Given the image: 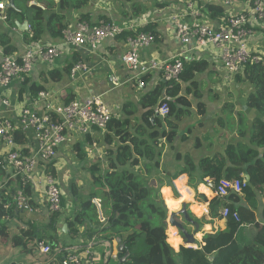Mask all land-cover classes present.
I'll return each mask as SVG.
<instances>
[{"label": "crops", "instance_id": "crops-1", "mask_svg": "<svg viewBox=\"0 0 264 264\" xmlns=\"http://www.w3.org/2000/svg\"><path fill=\"white\" fill-rule=\"evenodd\" d=\"M55 1L58 2V0ZM0 3H3L5 7L8 4L7 0H0ZM136 3L140 5V8H133ZM29 5L38 6L43 10L47 7L45 0H31ZM234 11L238 13L240 8L237 7ZM6 13V8L5 11L0 10V35L7 34L11 37L13 45L18 49L13 56L19 58L33 44H28L24 38V34L30 29H23L22 26L24 23L30 25L27 21L18 22L17 29L11 30L2 19ZM81 15L89 17L90 25H98L104 21V18L112 23L133 26L137 31L147 25H155L158 38L156 41L154 39L148 48L141 51L140 55L143 60L152 59L166 62L183 55L185 58H190L191 62L205 60L212 65L208 71L196 76L197 91L201 94L200 100L196 98L195 89L190 83L182 84V95L187 96L192 103L191 115L179 123L178 136L172 146L167 144L164 139L160 140L165 143V150L161 162V174L159 171L157 173L161 175V178L163 176L162 180L165 179V183H168L169 176H174L184 166V161H179L178 156H190L194 164L198 166L203 159L232 156L240 143L252 147L249 140L253 122L257 118L262 119L257 111L249 109L247 106L248 97L255 87L247 81L238 84L235 82V77L231 78L221 71L218 68L219 58L216 52L196 50L194 44L184 46L177 40L171 22L172 16H184L186 21L193 20L192 17H185V9L180 0H135V3H128L126 0H90L89 5L83 10L69 12L68 23L66 22L68 24L67 29H76L80 23ZM211 18L215 23L216 20L214 19L219 17L211 16ZM203 20L205 21V19ZM38 45L43 48H60L62 53L60 59L52 64L39 61L27 77L28 84L25 86L21 85L22 81L14 80L8 89L5 90L0 87V119L12 121L17 127H21L19 118L22 109L27 108L40 115L45 113L46 101H39L38 96L34 98L32 95L31 88L35 84L44 89L42 92L49 94V102L53 106L69 104L74 100L83 101L92 97H99L112 110L115 118L124 120L123 107L126 103L131 102L137 105L146 92L155 89L160 81H164L161 74L153 73L148 75L150 77L149 82L145 83L143 80L144 87L138 85L136 76L122 63V57L129 46L127 39L123 37L107 39L97 51L91 52L87 48L67 46L63 37L55 39L46 31ZM2 59L3 51L0 47V63ZM78 62L86 63L90 71L72 77L71 72L69 73L67 69ZM50 72H57L62 76V79L58 81L52 79L49 75ZM189 87L192 88L190 93L187 92ZM22 88L24 94L20 97ZM5 92H7V97L4 95ZM67 100L70 102L67 103ZM200 111L204 112L200 113ZM141 114L142 111L140 110L138 117ZM240 115H243L244 120H241ZM244 126H246L247 136L240 138L238 130ZM25 133L28 137V143L21 149L26 150L27 154L33 155L38 150L35 133L32 128H28ZM106 134L107 131L94 130L89 135H74L71 137V141L58 151L57 159L53 162V168L61 185L62 201H65V208L61 212L62 217L56 224V230L52 232L49 229L52 214L49 211L46 197L34 194L31 205L20 210L17 218L14 217L1 222V224L8 226L10 235L4 241H0V247L6 246V243L9 242L7 252L11 255L14 254L13 249L19 246H14L11 239L20 235L22 229L25 230L33 226L39 235L45 236L49 240L53 237L65 244L72 243L71 249L79 251L85 264H105L103 258L111 250L113 252L117 250V240L110 244L105 239L95 236L92 240L80 239L77 242H71L66 237L69 233L66 219L79 211L77 196L85 197L87 195L80 193L81 183L79 181L84 170L90 178L91 166L101 163L103 170L107 167L108 151L111 147L106 143ZM7 151L6 145L0 141V157H3ZM259 152L262 153L263 150H259ZM80 153L84 154V161L78 158ZM8 173L11 174L10 170ZM183 176L189 188L193 190L190 191V194L184 191L179 193L175 190L174 195L172 188H166L171 190L174 198L178 199L177 202H173L167 196L169 208L177 209L179 204L182 205L180 212L176 214L168 212V219L172 223V225L170 223L168 232L170 235L169 242L175 248L178 247L180 240L173 238L172 234L176 231L174 228L178 230L184 243L199 246L203 236L213 235L225 229L226 221L221 217V213L224 207L231 204L230 196L225 200H218L212 192L200 193L198 190L201 183L199 170L196 172L194 182H191L188 174H183ZM246 177L248 178V176ZM10 180L14 181L11 177L6 181L9 182ZM240 201L242 206L254 211L258 222L262 220L263 199L258 196L255 200L256 203L255 201L252 203L250 193L245 191L240 195ZM216 202H221V207L216 210V216H212L211 207ZM94 203L102 211L101 201L98 199ZM254 204H256V208ZM198 207H207L209 215L203 216L201 212L195 211ZM213 211L215 212V210ZM185 213L186 215L183 217ZM192 216L203 220L204 225L198 226L193 218L191 219ZM105 219V214L102 211L100 221L104 223ZM243 227L251 230L253 225L245 224ZM197 234H200L199 238L196 237ZM34 241H37V238ZM87 251H90V256H87ZM175 251L179 252L177 249ZM21 254L26 257L23 261L26 263L29 256L24 254V249H22ZM114 262L117 263V261ZM32 264H38V262Z\"/></svg>", "mask_w": 264, "mask_h": 264}, {"label": "trees", "instance_id": "trees-1", "mask_svg": "<svg viewBox=\"0 0 264 264\" xmlns=\"http://www.w3.org/2000/svg\"><path fill=\"white\" fill-rule=\"evenodd\" d=\"M126 1L135 3V0ZM30 2L31 0H18L15 9H7L5 20L11 30L17 29L18 22H29L30 31L24 34L28 44L39 43L46 31L55 39L62 38L68 28L66 22L69 12L83 10L89 5L90 0H58L57 3L55 0H45L47 5L45 10L35 5L30 6ZM133 8H140V5L136 3ZM207 8L214 18L223 15L220 6L209 5ZM103 20L105 23L109 22L105 18ZM79 21L89 23L90 19L87 15H81ZM137 32L152 35L155 41L158 38L155 25H147ZM135 35L127 32L120 37L127 39ZM0 47L3 57L13 56L18 51L7 34L0 35ZM211 66L205 60L186 63L178 81H160L155 89L141 97L137 105L131 102L124 105V120L118 118L111 120L105 135L106 143L111 147L108 151L107 167L103 170L101 163L90 167V180L94 187L87 196H77L79 211L66 219L69 226L66 237L71 242L80 239L92 240L95 236L105 239L110 244L115 240H122L130 256L125 263L119 260L117 264H264V209L262 220L258 222L254 211L242 206L240 196L236 194L230 196L231 204L228 207L231 211L238 212L241 223L233 218L226 219L225 229L213 235H205L199 249L182 247L176 252L167 243L168 211L162 199L161 189L165 184L171 186L173 181L183 174H188L191 182H194L198 170L201 182L206 177L244 179L249 184L245 191L250 193L252 203L258 196L264 200V59L259 64L247 65L243 73L235 77L236 83L247 81L255 87L248 97L247 106L257 111L262 119L257 118L253 122L249 140L252 147L240 143L232 156L203 159L198 166L190 156H178L179 161H184V166L174 176H169L168 183L162 180L163 176L161 178L160 169L165 143L160 140L164 139L172 146L178 136L179 123L191 115L192 103L187 96L182 95V84L190 83L195 89L196 98L200 100L196 76L205 73ZM72 67L67 69L69 73ZM49 75L57 81L62 79L57 72H50ZM143 80L147 83L150 77H144ZM27 84L26 78L21 85ZM43 90L41 86L33 85L31 88L33 97L36 98ZM191 90L189 87L187 92L190 93ZM23 94L22 88L20 97ZM164 96H170L175 101L169 104L168 116L161 117L156 113V109L161 106ZM69 102L67 100V103ZM140 110L142 114L138 117ZM240 117L244 120L243 115ZM238 135L240 138L247 136L246 126L238 130ZM13 138L20 147L28 143V137L21 129L15 130ZM259 150L263 152L260 153ZM22 151L29 155L26 150ZM79 155L78 158L84 161V154ZM158 171L159 187L156 189L151 187L149 180L153 174H158ZM47 172L57 176L52 164L48 166ZM9 177L4 158L0 157V241H4L10 235L8 226L1 224L3 218H17L20 212L15 202L18 191L22 190L24 196L28 198L30 202L28 207L34 195L30 187H23L18 180L7 182ZM98 199L105 214L104 223L100 221L99 209L94 203ZM254 206L256 208V204ZM220 207L221 202L213 204L211 215L216 216V210ZM63 208L65 201H62V210ZM61 217V212L51 215L50 231L56 230V224ZM192 218L198 226L205 223L201 219L193 216ZM245 224L253 225L252 229L244 228ZM21 232L11 240L14 246L23 247L24 254L29 256L28 261L22 264L34 262L51 264L55 256L68 257L69 249L73 247L72 243L65 244L59 239L51 237L49 240L39 235L33 226L22 229ZM36 238L37 241H34ZM39 242L52 247L50 256H40L37 250ZM110 262L111 260L108 264Z\"/></svg>", "mask_w": 264, "mask_h": 264}, {"label": "built area", "instance_id": "built-area-1", "mask_svg": "<svg viewBox=\"0 0 264 264\" xmlns=\"http://www.w3.org/2000/svg\"><path fill=\"white\" fill-rule=\"evenodd\" d=\"M180 2L185 9V17L193 18L192 21H186L184 16L178 15L171 18L176 38L182 45L194 44L196 50L216 52L219 58L218 68L231 78L243 73L247 65L259 64L263 61L264 0H180ZM209 5H217L224 9L223 15L214 19L216 20L215 23L211 20V13L207 8ZM237 7L240 8V11L235 13L234 9ZM5 8V5L0 3V10L5 11ZM2 19L5 21L6 15H3ZM28 28L30 29V26ZM127 32L136 35L127 38L129 46L122 57V63L136 76L140 87L145 85L143 78L153 73L161 74L165 82L179 80L184 65L190 63L191 59L179 55L166 62L152 59L143 60L140 53L154 42V37L138 33L133 26L112 22L105 23L104 21L92 26L87 22H80L76 29L70 28L64 31L63 41L67 46L87 48L91 52H95L105 40L116 39ZM61 55L60 48H43L38 43H33L19 58L15 56L3 57L0 63V87L6 90L16 79L24 82L39 61L52 64L60 59ZM89 71V66L86 63L78 62L73 65L71 76L76 77ZM6 93L4 95L7 97ZM38 99L39 101H46L45 113L40 115L27 108L22 109L19 118L21 127H17L12 121L0 119V141L8 148L3 158L7 169L10 170L11 179L20 181L23 187H30L33 194L45 196L49 211L54 214L62 212L63 194L58 178L48 174V166L53 165L57 159L58 151L71 141L72 136L89 135L94 130L107 131L108 124L115 118V115L99 97H92L83 101L74 100L62 106H53L49 102L48 93H39ZM174 101V98L164 96L161 106L156 109L158 116H168L169 104ZM28 128L33 129L38 145V150L33 155L23 153L13 138L16 129H21L25 133ZM173 182L171 186H164L165 188L161 189V194L167 211L176 214L181 211L182 205L179 204L177 209L169 208L167 196L173 202H177L178 199L174 198L171 190L166 188H172L174 195L176 191L179 193L184 191L190 194L192 189L187 185L183 175ZM248 185L244 179L228 180L226 178L206 177L199 184L198 190L201 194L212 192L216 199L225 200L232 194L240 196L245 192ZM15 202L18 210H23L28 206V198L24 196L22 190L18 191ZM195 211L201 212L203 216L209 215L207 207H198ZM221 217L224 220L233 218L236 222L241 223L238 212L231 211L228 206L224 207ZM7 219L4 217L3 221ZM167 223L169 226L167 243L175 250L176 248L169 242L170 235L168 232L171 221L168 218ZM174 229L176 231L172 234L173 238L180 240L177 250L182 247L199 249L204 236L199 246L186 244L178 230ZM199 235L197 234L196 237L199 238ZM37 250L42 256L52 254V247L44 242L37 243ZM69 251L68 257L59 258L55 256L51 264H85L78 250L69 249ZM87 253V256H90V251ZM111 259L117 262L120 260L117 250L115 252L111 250L103 258L105 264Z\"/></svg>", "mask_w": 264, "mask_h": 264}, {"label": "rangeland", "instance_id": "rangeland-1", "mask_svg": "<svg viewBox=\"0 0 264 264\" xmlns=\"http://www.w3.org/2000/svg\"><path fill=\"white\" fill-rule=\"evenodd\" d=\"M240 84V83H238ZM159 177V174H153L150 178V185L151 187L158 188L159 183L157 182ZM80 179V178H79ZM154 181V182H153ZM166 182V180H163ZM80 184V193H86L87 195L91 192V190L94 187V184L91 182L88 173L84 170V172L81 174V179L79 181ZM61 186V185H60ZM85 194V195H86ZM86 195V196H87ZM186 213L183 215L185 217ZM192 219V217H191ZM196 223V221H194ZM10 245L9 242L6 243V246L0 247V264H21L25 260V256L21 254L23 247L14 248V254L11 255V253L7 252V247ZM12 247V246H11ZM42 257V256H41ZM109 264H117L113 260Z\"/></svg>", "mask_w": 264, "mask_h": 264}, {"label": "water", "instance_id": "water-1", "mask_svg": "<svg viewBox=\"0 0 264 264\" xmlns=\"http://www.w3.org/2000/svg\"><path fill=\"white\" fill-rule=\"evenodd\" d=\"M16 1H18V0H7L8 4L6 6V9H15L16 8V6H15ZM22 26H23V29H27L28 23H24V25H22ZM247 180H248V178H247ZM99 217H100V219H102V211L101 210H99ZM117 251L120 255V262L125 263L127 261V259L129 258L130 253L126 252V245L122 240L118 241Z\"/></svg>", "mask_w": 264, "mask_h": 264}]
</instances>
